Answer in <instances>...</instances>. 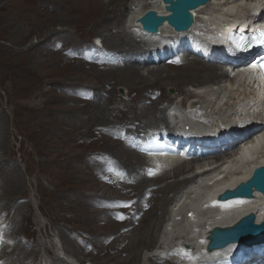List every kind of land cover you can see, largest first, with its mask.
Returning a JSON list of instances; mask_svg holds the SVG:
<instances>
[{
  "label": "rangeland",
  "instance_id": "1",
  "mask_svg": "<svg viewBox=\"0 0 264 264\" xmlns=\"http://www.w3.org/2000/svg\"><path fill=\"white\" fill-rule=\"evenodd\" d=\"M139 1L140 0H136V3ZM5 2L6 0H0V44L7 45L9 43H19L30 45L41 42L40 45H42V48L51 50V52L57 54L56 57L58 60L56 64L57 66L55 67L60 65L59 70L61 72H57L49 78L57 80L60 85L44 84L43 88L45 89L48 87L45 90L48 89L49 91H52V95L50 96H53L54 94L55 97H60L64 100L60 103V109H71L72 118L69 119L67 116H62V119L66 121L65 127L67 128V131L66 134L63 135L64 142L61 145L60 153H57L56 147H49L51 156L50 158L47 157V161L43 163V165L39 164L37 161L40 157L39 154L37 155V152L39 146L41 148V137L36 138L32 134L33 132L28 128H19L17 126L18 122L15 120L16 118L13 120L8 118V141L5 146H7L6 148L8 154H12L11 158L12 161L14 159L13 163L16 165L18 164L17 167L20 170V173H22L24 179L23 189L21 191L24 197L20 196V192V194L17 193L16 197H18L19 200L15 202V206L20 203H26L27 201L31 207L32 219L30 218L27 223L23 224L22 228L25 229V232H23V234L19 233L18 235L14 234L13 231L14 227L15 230L18 229L17 225L16 227L14 224L12 228L11 223L6 224L4 222V225L2 226V234L3 236L5 234V237H7L4 239L5 237L0 236V243L6 244L5 247H2V250H0V257L3 253L6 256L9 253V255H11V252L15 247L23 245L26 248L25 250L29 252L35 248L36 257H32L36 260L33 261L38 264H126L124 261L130 259L129 257L134 253L135 249L138 250L137 246L133 247L130 245L135 237L129 235V230L133 226L138 227L139 225L137 224H140L137 220H140L141 213L137 212L135 208L141 205L140 209L142 211H151L154 202L150 201L152 207L148 204V200L151 199V194L149 193L153 190V188H156V186L149 184L150 187L148 186L146 191L142 192L143 194L135 192L137 191L134 188L136 183L134 181L136 174L133 172L131 175L130 171H132L131 168L133 167H129L132 165H129L126 161H124L120 154V147L107 148L106 145H111L112 141L115 144H124L125 147L129 149L131 148V150L133 149L135 152L137 151L136 153L143 156L142 153L138 151V148L141 147L142 143L132 139L137 137V135L142 136L145 133L153 132L154 129L160 128V126L163 125V122L160 121V119L155 121V123L158 122L156 125H148L144 121V123L142 122L139 117L140 113L135 110V108L132 109L134 106L132 101L136 98V90L132 88L131 85L124 82V80L112 78V75H118V71H115L114 69L113 71L109 70L110 68H108V66L113 65L103 67L98 65V63L93 62L100 61L101 59H108L109 62L111 60V62L114 63V61L117 60L116 56L108 52L109 50L114 52L115 50H118L119 47L117 48V45L113 44V42H106L102 38H98L95 34L91 33V30L89 31L87 27L76 31L73 28V25L68 23V15L66 13V7L64 6L63 0H14L12 11L10 13H5L6 11L2 9V5H4ZM221 2L222 0H213V7H211L209 12H207V14L205 13L204 15H200L202 17V21L200 22V25H198L200 29L207 30L208 27L215 24L214 21L217 18H220L221 21L228 22V20L231 19L228 15L230 12L228 11H233L229 10L228 7H234V9L239 7L238 5L231 4L232 2L229 3L230 5L228 4L226 8L223 5L217 7L215 6L217 3L221 4ZM243 5H245L244 2ZM127 11H129L128 5L125 8H121V10H119V14H122L123 17L126 18L127 15H129L127 14ZM26 13H29V16ZM62 13H64L63 16L60 15ZM203 17H207L208 19H203ZM59 29L63 30L64 34L59 33ZM121 29L130 32V29L126 26H121ZM133 31H135L134 34L132 32H130V34L139 38L136 36L137 30ZM9 33H11V35ZM28 34L30 35L28 36ZM63 37L67 39L65 40ZM95 39L97 41H95ZM98 43H100V47L97 45ZM102 51L105 52L102 53ZM73 52L76 53V57L75 55L73 56ZM183 59L181 61H183ZM160 66L165 67L168 66V64H161ZM142 67L143 65L139 66L140 72H143H141V74L147 75V70L153 68V65H146L143 68ZM107 73L110 74L107 75ZM226 85L227 87H230L228 82ZM163 86L162 87L165 93L158 90L159 88H154V90L159 91L155 92L157 95L158 93H161L160 98H162L161 101H163V104L160 108H164L167 102L170 101L172 108L175 107L174 109L177 110V114L181 113L179 116L182 118L179 117V120L176 118L177 122L173 124L175 127L177 125V128H183L187 125L191 128L202 130V128H209L212 125L210 123L212 120H214V123L218 120L222 121L226 128H232L233 124L238 128L242 124L241 122L251 121L256 112L260 113L262 111V109L259 110L258 108H254L256 111L251 110L249 112L250 114L252 113V115L246 116V118L240 116V112L242 113V111H237V109L234 108L235 105L240 103V99L238 98H242L244 102L245 100H251L253 97L250 95L251 89L242 87L239 83H237V87H239L237 90L234 88L233 91L228 90V92H225L222 95H214L216 94L215 91L212 92V95H210L208 91H204V88L196 89L197 87L191 85L186 86L184 88V92L179 94L176 93L174 88L168 83H165ZM209 91L211 92L212 89L210 88ZM194 92L200 94L197 95L198 97H203L193 98L195 97L193 95ZM85 93H88V95H84ZM188 93L192 94L189 99L186 98ZM87 96L89 99L86 98ZM217 97L219 99L218 104L216 105L215 102ZM67 98H72L73 103L67 102L65 100ZM39 99L42 100L43 98H38L37 100ZM199 99L209 103L211 105V109L197 111L202 102H200ZM7 100L8 97H6L5 93L0 91V102L2 107H4L3 109L0 106V112L5 117V104L7 103ZM37 100H34V102ZM188 103H198L197 109H195L192 113L188 112ZM143 104H145V102H143ZM56 106H59L58 103ZM101 108L103 109L102 111ZM235 109L236 117L232 118V114ZM167 113L169 112H166V117H168ZM247 118L249 120H247ZM105 122L108 123V125ZM172 122L173 121H171V124ZM157 125H159V127ZM29 136L31 137L29 138ZM71 141L74 143H71ZM115 144H112V147ZM124 153L126 154L125 151ZM145 158L148 162L151 159L148 157ZM260 159H264V154H261V156L257 157L254 161ZM212 160L215 162L219 161L220 157H218V159L212 158ZM254 161H250L249 164ZM249 164H247L243 169H246ZM228 168L233 170H236V168L240 169V167L236 166V161L228 164L227 169ZM150 169L149 165H147L142 169L137 170L140 174L143 173L148 176L147 170ZM224 173L222 174V182L227 180L233 174V172ZM152 174L153 173L150 172L149 175ZM37 176L39 181L36 180ZM133 189L135 191H133ZM189 189L190 188H187V191ZM173 191L166 196L167 200H172L174 195ZM190 193L191 194L189 196L191 197L194 192L191 191ZM144 196L145 198H143ZM182 200L184 201V199ZM109 208L110 210H113L110 211ZM107 209L108 211H106ZM174 209L175 208L171 205V203H167V205H165L166 213L163 215L164 223L160 227V231L157 234L158 239L156 246L154 249H144V251L140 254V264H162L160 260H154L155 263L154 261L151 262L149 257L152 254L161 255L163 257L166 256L169 258L168 253L164 250H160L159 246L169 244V242H167V244H164L163 242L166 238H169V234L174 231L172 229V222L171 224L168 223V225L170 226L169 229H172L173 231H167L168 225L166 223L168 219H171V217L169 218V213L171 211L173 213L176 212V209ZM2 215L4 216V213H2ZM109 219L114 222L116 226H110V224H107V220ZM29 223L32 224L28 225ZM166 232H168V234H166ZM30 233L31 237L29 235ZM165 234L168 236L165 237ZM183 241L185 240H181V243ZM181 243L178 244V247L182 245ZM186 244L188 246V250H191L190 247H192V245H189V243ZM176 251L179 252L180 249H177ZM181 256H185L184 259L188 260V256L186 254L182 253ZM6 259L7 258H5V260L1 259L0 262L2 264H6ZM57 260L59 263H57ZM29 264H31V262Z\"/></svg>",
  "mask_w": 264,
  "mask_h": 264
},
{
  "label": "bare ground",
  "instance_id": "2",
  "mask_svg": "<svg viewBox=\"0 0 264 264\" xmlns=\"http://www.w3.org/2000/svg\"><path fill=\"white\" fill-rule=\"evenodd\" d=\"M13 1L14 0H6L4 5H2V9H4L6 11L5 13H10L12 11V5L14 3ZM212 1L213 0H209V2L206 5L192 10V12H195V17H194V23L191 26V28L186 32L176 33V34H180L182 36L184 34H191L194 31H196L199 35L197 47H199L202 50L207 49L210 46H214L216 43L221 41V37H223L224 31H225V29L222 28V26H221L222 23H224L225 25L227 24L229 26H232L234 23H236L237 20L240 21V20H247L248 19V12L246 10L250 9V5H247V4H250L249 1L245 2L244 0H222L221 4L217 3V5H215V6L217 7V6L223 5L226 8L228 6V4L232 2L231 4L238 5L239 7L237 9H234V7L233 8L228 7L229 10H233V11H228V12H230L228 15L233 16V18H237L239 16V18L234 20V21H230V19H229L228 22L227 21H221L220 18H217L214 21L215 24L213 26H210L207 30L200 29L198 26V25H200V22L202 21L201 20L202 17L200 15H204L205 13L207 14V12H209L211 7H213ZM243 2L245 5H243ZM63 3H64V6L66 7V13L68 15V23L72 24L73 28L76 31L78 29L81 30V28L87 27L88 30L89 31L91 30V33L95 34L98 38H102L106 42L107 41L113 42V44L117 45V48L118 47L121 48V49L118 48V50H115L114 52L111 50H109V52H108V53H111V54L116 56L117 60L114 61V63L111 62V60L109 62L108 59H106V60L101 59L100 61H93V62H96V63H98V65L103 66V67L104 66L107 67L108 65H113V66H108V68H110L109 69L110 71L111 70L113 71V69L115 71H118V75H112V78L124 80V82L131 85L132 88H134L136 90V98L132 101L134 104L132 109L135 108V110H137L140 113L139 117L142 120V122L144 121L148 125H156L158 122L155 123V121H157L158 119H160V121L163 122V125L160 126V128L153 130V133H157V135H160L163 130L166 132L175 131L177 125L175 127L173 124H175L177 122V120H179V117H181V116H179V114H181V113L177 114L178 113L177 110L174 109L175 107L172 108V104L170 103V101L167 102V104L164 108H160L163 104V101H161L162 98H160L161 93H158V95H157L155 92H159V91L154 90V88H159L158 90H161L162 93H165L163 90V87H164L163 85L165 83H168L169 85H171L174 88L176 93L182 94L184 92V88L188 85H191V86L197 87L196 89L204 88L205 89L204 91H208V93H210V95H212V92H214V91L216 93L214 95H222L225 92H228V90L233 91L234 88H235V90H237L239 88V87H237V83L242 85V87H246V88L251 89L250 88L251 81L246 77V73H245L244 69H239V68L232 69V70H235V73L231 75V74H229L231 72V69H230L231 66L230 65L229 66H225V65L222 66L219 64H212V63L210 64V63L205 62L201 59L193 57L191 54H189L187 52H183V51H181L176 57L173 56V57L168 58L166 60V61L169 60L168 63L166 61L163 63L155 61V65H154L152 58H157V55L154 54L153 52H151V49L155 48L156 44L157 45H165L170 40H172V48L176 49V51L181 50L185 45V43L181 42L183 38H178L177 36H175L174 38L167 41V35L165 33L171 34L172 32L169 31V29L164 28V26L159 29L158 35L148 36L149 34H147V33H145L146 35H142L143 38L152 39L151 40L152 42H153V39L157 40V42H155V45H152V46L146 42H143L141 39L132 36L135 32L133 30L137 29L134 27L135 26L134 24L137 23L136 20L147 10H154L160 15H165L167 13L165 11L164 4L160 0H152V1L140 0L137 3H136V0H63ZM127 5L129 6V11H127V14H129V15H127V17L125 18V17H123L122 14H119V10H121V8H125ZM14 8H15V5H14ZM220 11L223 12L222 10H220ZM255 11H258V9H256ZM16 12H17V10H16ZM18 14H20V13H18ZM63 14L64 13H62L60 15L63 16ZM15 15H16V13H15ZM15 15H13V16H15ZM27 15L29 16V13ZM204 18L205 17H203V19ZM205 19L207 20L208 18L206 17ZM121 26L128 27L130 29V32H132L133 34H130L129 31L127 32L124 29H121ZM42 28H44V27H42ZM225 28H226V26H225ZM137 30H139V29H137ZM63 32H64L63 30L59 29V33L64 34ZM9 34L11 35V33H9ZM29 35L30 34H28V36ZM69 37H71V36H69ZM63 38L65 39V37H63ZM44 40H46V39H44ZM12 41H14V40H12ZM147 42H149V41H147ZM40 44H41V42H37L36 44H30V45L19 44V43L18 44L9 43L7 45H1L0 44V51H1V53H0V91H3V93H5V95H6V97H8L7 103L5 104V106H6V113H5L6 117L3 116L0 112V208H1L0 209V226H3L4 222L6 224L11 223L12 228H13L14 224H15L14 226L17 225L18 229L15 230V227L13 228L14 234H16V235H18L19 233L23 234V232H25L24 231L25 229H23L22 226H23V224H25L29 221L32 213H31V207H30L29 203H27V201H26V203H20L18 205L16 204L17 206H15V202L17 200H19V198L16 197V194L21 193V191L23 189L24 179H23L22 173H20V170L17 167L18 164L16 165L15 163H13L14 159L12 161V158H11L12 154L11 155L8 154V151L6 148L7 146H5V144L7 145V141H8L7 140V134H8L7 131H8L9 119L13 120L16 118L15 120L18 122L17 126L19 128H21V129L28 128L30 131L33 132L32 134L36 138L41 137V148L39 146L40 149L38 148V152H37V155L39 154L40 157L37 161L39 162V164L43 165V163H45L47 161V157L50 158V156H51V152H50L49 147H52V148L56 147L57 153L58 154L60 153L61 145L64 142L63 141L64 140L63 135L66 134V131H67V128L65 127L66 121L64 119H62V116L63 115L65 117L67 116L69 119L72 118L71 109H66V108H64L62 110L60 109V107H61L60 103H62V101H64V100H62V98H60V97L59 98L55 97L54 94H53V96H50V95H52V91H49L48 89L45 90L48 87H46L45 89L43 88L44 84L60 85V83H58L57 80L50 79L49 77H52V75H55L57 72L59 73L61 71L59 70V68H60L59 64H58L59 65L58 67H55V66H57L56 64H57V60H58L56 57L57 54L54 52H51V50H46L45 48H42V45H40ZM75 54L76 53L73 52V56ZM179 55L183 56V58H184L183 61H181L182 59L177 60V57ZM75 57H76V55H75ZM90 59H92V58H90ZM90 59H88V60H90ZM95 64H94V66H95ZM161 64H165V65L168 64V66L162 67V66H160ZM114 65H116L117 67ZM141 65H143V67L146 65H153V68L147 70L148 71L146 73L147 75H143V74H141L142 71L140 72V68H139V66H141ZM110 71H108V72H110ZM108 74H110V73H107V75ZM115 74H117V73H115ZM242 78L243 79L245 78V82L241 80ZM227 82L229 83L230 87H227V85H226ZM248 85H249V87H248ZM64 86H67V85H64ZM209 87L212 89L211 92L209 91L210 90ZM66 88H68V87H66ZM260 89L264 90V85H261ZM53 90H55V89H53ZM68 90H70V89H68ZM84 95H88V93H85ZM193 95L195 96L193 98L203 97V96L198 97L197 95H200V94H198L196 92H194ZM250 95H252L253 98L251 100H245L244 101L245 103L243 102L242 98H238V99H240V101H239L240 103H238L234 107L237 109V111H239V110L242 111V113L240 112V116H243L244 118H246V116L252 115V113L250 114L249 112L251 110H255L254 108H258V106H259V104H257V102H256V99H259L260 97L255 95V93L252 92V89H251ZM92 96H93V94H92ZM191 96H192V94L188 93L186 98L189 99V98H191ZM38 98H43V99L37 100ZM86 98H88V96ZM33 99L37 100V101L34 102ZM92 99H93V97H92ZM218 99L219 98L217 97V100L215 102L216 105L218 104ZM65 100L69 103H73L72 98H67ZM164 100H165V98H164ZM199 100H200V102L202 101V99H199ZM190 101H192V100H190ZM141 102H142V105H141ZM143 102H145V104H143ZM57 103L59 106H56ZM224 104H226V103H224ZM0 106L2 107L1 102H0ZM192 107H191V103L190 104L188 103V107H187V110L189 109L188 112L192 113L195 111V109H197L193 105H192ZM240 107H242V108H240ZM2 108L4 109V107H2ZM208 109H211V105L205 101H202L201 105L198 107L197 111L208 110ZM236 109L234 110V112L232 114V118L236 117V115H235ZM102 110L103 109L101 108V111ZM129 111H131V110H129ZM166 112H169L167 115L168 117H166ZM100 113H102V112H100ZM102 117H103V115H102ZM102 117H100V118H102ZM6 118H7V121H6ZM176 118H177V120H176ZM206 118H207V115H206ZM97 119H99V118H97ZM247 120H249V119L247 118ZM71 121H72V119H71ZM103 121H104V118H103ZM103 121H101V122H103ZM171 121H173L172 124H171ZM97 122H99V121H97ZM210 123L212 125L209 128H202V130H199V131L202 134L213 132L211 127H214V124H215L214 120H212ZM106 124L108 125V123H106ZM185 125H186V123H185ZM243 125H244L245 129L246 128L248 129L250 126H252V121H250L248 126H245V123ZM259 125L264 126V119H261V123H259ZM157 126L159 127V125H157ZM70 128H69V130H70ZM180 128H178L179 131L184 132V129L183 128L180 129ZM219 130H220V132L218 131V133H220V134H226L227 133L228 136L221 139V140H218V139H216V137H214V139H215L213 141L214 146H218L219 144H221L222 141H225V140H229V142H232L235 138V134H237L235 132L234 133L229 132V130L234 131L233 128H227L226 129V127L221 126V128ZM21 132H22V130H21ZM238 132H239V130H238ZM74 133H73V135H74ZM257 135H259V139L255 140V144L251 143L250 147H245V149H244V151H247V153L252 157L251 161H254L257 157H260L261 154H264V152H262L264 150V147H263V145H261L262 143H264V127H263V129H261L259 131V133ZM257 135H255V137H257ZM30 137L31 136H29V138ZM130 137H132V136H130ZM107 140H109V139H107ZM132 140L144 142L145 137L143 135L142 136L137 135V137L133 138ZM31 141H32V139H31ZM196 141H198V139L194 138L193 142L191 144L195 143ZM66 143H67V141H66ZM71 143H74V142L71 141ZM112 144H115V143L112 141L111 145H106V147L107 148L120 147V149H121L120 154L123 157L124 161H126L127 164L132 165L129 167H133V168H131L132 171H130L131 169L129 170L131 172L130 173L131 175L133 172H135V174H136L135 180H134L136 183H135L134 188L137 191H135L134 189H133V191L138 192V194H140V193L146 191L149 184L156 186V188H153V190L149 193V194H151V199L148 200V204L151 205L150 201L154 202L153 207L151 205V207H152L151 211L150 210H149L150 212H147V210H146V212L142 211L140 209L141 205L139 207L135 208V210H137V212L141 213L140 220H137L138 223H140V224H137V225H139L138 227L133 226L129 230V235L135 237V239L131 242L130 245L133 247L137 246L138 250L135 249L134 253L132 255H130V257H129L130 259H127L126 261H124V263H126V264H128V263L140 264L139 263L141 260L140 254L144 251V249H150V248L154 249V247L156 246V243H157V239H158L157 234L160 231V227L164 223L163 215H164V213H166L165 212V205H167V203H172V201H175L180 193H182L181 197H184V198H182V199H184V201L181 200V202L178 205L179 208L177 209L176 214L175 213H173L174 215L169 214V218L171 217V219L167 220V222L170 224L172 222V224H173L172 229L174 230L173 231L172 229H169V227H170L169 225L167 226L168 227L167 230L173 231V232L171 234H169L170 237L166 238L163 243L167 244V242H169V244L159 246L160 250H164L165 252H171L172 256L171 257L168 256L169 258H167L166 256L163 257L161 255L152 254L149 257V260L151 262L154 260H157V261L160 260L162 262V264H173L174 262H175V264H205L206 260L210 261V260H214L213 258H216V254L204 255V250H203L204 247L201 246V244L204 243V241L202 239V233L203 234L205 233L204 231L207 227L212 228V227L218 226V227L223 228V227L229 226V225L233 224L235 221H237L243 214L247 213V211H251L252 209H258L259 210L258 217H257L259 220L264 219V203L262 204L263 205V207H262V205H261L262 198L259 195L254 196V197H252L253 199L251 198V200H246V201L233 200V201H229V202H217L214 199V198H216V195L219 193L220 190H222L224 188L233 187L238 182L249 177L255 168H257L259 166H264V159L256 160V161L251 162L249 164L250 161L247 160V158L242 157V153H241V157H239L238 159H235V160L231 159L227 162V165H228V164L236 161V166L240 167V169L236 168V170L237 169H239V170L236 172H233V174L227 180H225L223 182H222V180H223L222 174L224 172L226 173V171L227 172H230V171L227 169V167L224 168L222 166V164L216 167L214 165L215 164L214 162L210 163L213 166H209V167L205 168L206 170L212 169V171L194 172V173H192V175H194V176L188 179V178L182 177V176L192 172L195 167L201 168L202 166L208 165L205 163L206 162L209 163L210 161L208 162V160L206 159V160H200V161H196V162L187 161V162H183V163H178L181 159L177 156L173 157L174 149L168 145H160V146H156L157 153L153 155L155 157V158L153 157L154 162H156V165L158 166L156 169V168L151 167V162H150L151 159L148 162V160H146V158L144 156H141L139 153H136L137 151L135 152L133 149L131 150V148L129 149V148L125 147L124 144L118 143V144H115L113 147H112ZM234 145H235V143H234ZM234 145H231V146H234ZM226 147L229 150L232 149L230 147V145L226 146ZM107 151H108V149H107ZM124 151L126 152V154L124 153ZM232 153H233V151H232ZM232 153L231 152L223 153L222 155H220L221 160L227 159L229 157L235 158L236 154H232ZM56 157H58V156H56ZM247 164H249L247 166V168L243 169ZM147 165H149V167L151 168L150 171L154 173V176L149 177L146 174L144 175L143 173L140 174L138 172L137 169H142L143 167H145ZM163 167H167L168 170L165 172L159 173V168L162 169ZM133 169H134V171H133ZM52 174H53V172H52ZM197 176H198V180H197L196 184L192 185L190 187V189L187 191L188 187H185V186L187 184L193 182L197 178ZM36 180H38V176H37ZM25 188H26V186H25ZM172 191L174 192V195H173L172 200L170 199L171 200V202H170V200H167L166 196L169 195L170 192H172ZM191 191H193L194 194L191 195V197H190L189 195L191 194L190 193ZM20 196L22 197L23 193H21ZM136 197H134V198H136ZM143 198H145V196ZM35 199H37V198H35ZM53 199H55V198H53ZM239 202H241V204H239ZM263 202H264V200H263ZM59 203H60V201H59ZM129 207H130V205H129ZM255 207H257V208H255ZM146 209H148V208H146ZM109 210H110V208H109ZM111 210H113V209H111ZM128 210H129V208H128ZM106 211H108V209ZM2 213H4V216L2 215ZM133 218H135V217H133ZM110 219H111V217H110ZM110 219L107 220V224H110V226L115 225V223L112 222ZM130 220H131V218H130ZM30 224H32V223H29L28 225H30ZM128 224H129V222H128ZM132 225H134V224H132ZM130 227H128V228H130ZM164 229H165V227H164ZM29 231H30V229H29ZM31 233L29 234L30 237H31ZM51 233H52V231H51ZM167 233L168 232H166V234ZM166 234H165V237L168 236ZM4 237H5V234H4ZM12 238H13V236H12ZM29 240H31V239H29ZM181 240H185V241H183L181 243ZM184 242L189 243V245H192V247H190L191 250H189L190 252L195 250V253L192 252V254L195 255L193 257L194 258L193 260H191V258H189L190 256L188 254L182 252L181 249L179 252L176 251L178 249V244L179 243L183 244ZM38 244H39V242H38ZM228 248H232V246H230ZM25 249L26 248L23 245H18L17 247H15L13 249V251L11 252V255H9L10 254L9 253L8 254L9 256L8 255L6 256L3 253L2 256L0 257V261H1V259L5 260V258H7L6 259L7 262L5 261L6 264H29L30 262H31V264H38V263H35L36 260L33 259V257H32V256H35V254H36L35 248L30 250V252L25 250ZM37 249H38V247H37ZM0 250H2V247H0ZM182 253H184L188 256V260L184 259L185 256L184 257L178 256ZM164 254H166V253H164ZM54 256H56V255H54ZM43 257H45V256H43ZM33 260H35V261H33ZM44 261H46V260H44ZM263 261L264 260H262L261 263H263ZM52 262H54V261H52ZM57 263H59L58 260H57ZM154 263H155V261H154ZM244 264H249V262L245 261Z\"/></svg>",
  "mask_w": 264,
  "mask_h": 264
},
{
  "label": "water",
  "instance_id": "3",
  "mask_svg": "<svg viewBox=\"0 0 264 264\" xmlns=\"http://www.w3.org/2000/svg\"><path fill=\"white\" fill-rule=\"evenodd\" d=\"M152 1V0H150ZM164 6L165 15H160L154 10H147L136 21L145 33L156 35L161 27H169L174 33L188 31L194 23L192 10L206 5L209 0H160ZM198 103H191L198 106ZM193 108V107H192ZM216 125V124H215ZM256 191L264 197V166L255 168L246 183L235 186V189H226L217 197L218 201H228L233 198H252ZM209 244L208 251L221 249L232 242L255 244L264 241V223L256 224L254 215L243 217L231 227H212L205 233ZM188 249V246L185 245Z\"/></svg>",
  "mask_w": 264,
  "mask_h": 264
}]
</instances>
